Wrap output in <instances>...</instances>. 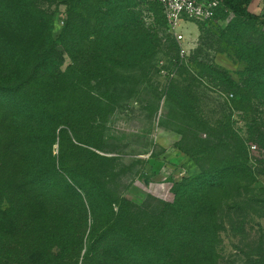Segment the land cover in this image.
Listing matches in <instances>:
<instances>
[{
    "label": "trees",
    "instance_id": "16d2710c",
    "mask_svg": "<svg viewBox=\"0 0 264 264\" xmlns=\"http://www.w3.org/2000/svg\"><path fill=\"white\" fill-rule=\"evenodd\" d=\"M60 1L68 11L58 43L45 22L52 16L47 19L39 3ZM107 1L0 0V39L10 60L0 74V264H222V234L237 240L240 257V263L226 264H264V189L254 187L264 171L249 166L227 116L193 120L199 134L186 153L198 173L175 185L171 203L149 197L133 204L109 184L113 160L89 150L84 152L93 157L78 158V145L103 149L102 124L149 71L140 53L129 74L120 72L121 32L141 42L149 36L135 20L130 25L112 20L117 12L100 7ZM251 3L221 0L215 18L225 11L264 30V15L249 12ZM22 23L44 40L24 42ZM91 38V46L102 45L103 52L90 47L81 57L76 50L73 66L62 72L58 48L70 54ZM259 66L249 70L245 98ZM169 67L179 70L177 63ZM197 67L235 85L218 70ZM57 137L61 153L75 156L72 163L65 158L57 164L52 156ZM255 137L264 149L258 131ZM45 148L46 157L37 158L35 152ZM68 168L87 186H71Z\"/></svg>",
    "mask_w": 264,
    "mask_h": 264
},
{
    "label": "rangeland",
    "instance_id": "374dc122",
    "mask_svg": "<svg viewBox=\"0 0 264 264\" xmlns=\"http://www.w3.org/2000/svg\"><path fill=\"white\" fill-rule=\"evenodd\" d=\"M39 5L46 11L47 19L52 16L45 22L49 24L53 40L59 43L68 6L64 1L53 5L40 2ZM100 7L103 11L117 12V17L112 19L117 24L126 21L125 24L130 25L135 20L149 36L143 37L141 42L132 38V32H121L116 54L124 63L120 72L129 74L133 70L130 64L140 53L143 60H149V71L131 94L124 95V101L102 124L103 149L78 145L74 150L78 158L82 159L84 154L93 157L84 152L89 150L93 155L113 160L109 184L117 195L133 204L141 205L149 197L171 203L175 198V185L198 173V166L186 153L199 134L193 120L201 118L215 122L225 115L233 137L240 138L246 148L249 166L263 172L264 149L256 141L255 131L264 138V30L255 23L242 22L231 13L221 11L209 22L182 20L180 31L186 40L178 43L169 35L162 8L157 3L110 0L100 3ZM26 26L28 23H22L24 42L44 40L42 35L29 31ZM91 42L93 38L82 40L77 43V49L68 50L70 54L59 47L64 58L61 71L73 66L71 55L74 56L76 50H81V57L87 56L90 47L103 52L102 45L93 47ZM182 48L189 54L183 56ZM9 62L8 48L6 50L4 40L0 39V74L7 72ZM170 62L177 63L179 70L170 68ZM257 64L261 65V70L255 72L253 80L256 83L250 85V96L245 98L244 90L251 80L249 70ZM197 65L222 72L235 85L222 84L212 73L199 70ZM231 94L233 96L229 97ZM59 142L57 137L56 144L51 147L55 161L58 164L67 158L72 163L75 156L65 149L61 153ZM47 154L46 148L35 152L37 158H45ZM66 175L71 186L86 185L75 168H68ZM254 187L264 189V175L256 176ZM221 242L222 264L240 263L234 248L237 240L222 234Z\"/></svg>",
    "mask_w": 264,
    "mask_h": 264
},
{
    "label": "built area",
    "instance_id": "2783aa9c",
    "mask_svg": "<svg viewBox=\"0 0 264 264\" xmlns=\"http://www.w3.org/2000/svg\"><path fill=\"white\" fill-rule=\"evenodd\" d=\"M107 1V0H103ZM155 2L162 8L168 26V33L178 43L186 40L180 31L182 20L194 22H209L213 20L221 8V0H145ZM181 54L188 55L189 51L182 48ZM232 97V95H229Z\"/></svg>",
    "mask_w": 264,
    "mask_h": 264
},
{
    "label": "crops",
    "instance_id": "0c3cea01",
    "mask_svg": "<svg viewBox=\"0 0 264 264\" xmlns=\"http://www.w3.org/2000/svg\"><path fill=\"white\" fill-rule=\"evenodd\" d=\"M249 12L255 15H264V0H252Z\"/></svg>",
    "mask_w": 264,
    "mask_h": 264
}]
</instances>
